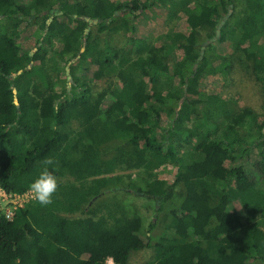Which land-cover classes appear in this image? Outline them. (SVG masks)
<instances>
[{"label":"trees","instance_id":"1","mask_svg":"<svg viewBox=\"0 0 264 264\" xmlns=\"http://www.w3.org/2000/svg\"><path fill=\"white\" fill-rule=\"evenodd\" d=\"M150 9L195 26L139 37ZM223 44L252 61L264 89V0H0L1 186L26 193L54 156L57 178L93 164L103 188L141 194L155 211L144 225L98 202L103 215L76 219L61 213L77 185L58 181L50 204L0 215V264H130L144 248L146 264H264V112L206 90L233 67ZM124 164L142 180L117 174ZM167 165L172 179L158 173Z\"/></svg>","mask_w":264,"mask_h":264},{"label":"rangeland","instance_id":"2","mask_svg":"<svg viewBox=\"0 0 264 264\" xmlns=\"http://www.w3.org/2000/svg\"><path fill=\"white\" fill-rule=\"evenodd\" d=\"M165 15L158 9H150L144 12L141 16L137 18L136 24L138 26L137 36L145 37L151 41L158 42L157 36L161 32L167 30V28H174L181 30L183 32H188L195 24L191 23L188 27L184 22H179L176 19L166 20ZM33 28H36L33 26ZM200 35L205 34V30L201 29L198 32ZM105 38H109L104 35ZM110 39V38H109ZM23 44H28L30 39L28 35H24L21 38ZM113 43L117 45H122L126 41L125 34L122 32L117 33L113 39ZM220 47V45H219ZM223 52L229 54L233 59V67L227 74L217 73L215 75H210L207 77L204 85L206 90L216 92L223 97H232L238 101L240 106H248L254 109L257 113L264 112V89L262 84L256 79L252 71V61L247 59L243 52L240 50H233L229 45H221ZM220 48V49H221ZM178 55V54H177ZM176 57L170 55L169 66L173 64ZM173 68H170V70ZM172 72L174 70H171ZM177 72V71H176ZM107 83L104 80L95 82V90L100 91L106 87ZM245 129H242L244 132ZM54 158V156H52ZM52 158H50L52 160ZM42 165V163H41ZM93 165V164H92ZM91 164L84 165V171L86 175L83 178L63 176L58 177V181L65 184H76L77 190L76 195L78 198V203H73L71 205L70 212H62L61 214H66L72 216L76 219L85 217L96 213V216L103 215V212H98L93 210L98 202H105L108 204L119 203L124 208L126 207L130 210L133 215L134 213L140 214L143 217V223L146 225L152 217H154L155 211L153 208V201L151 199L145 198L141 194H136L134 192H127L121 189L109 190L108 188H103L105 184V175L94 172L92 169L94 167ZM43 167V165H42ZM175 172V167L173 165H167L160 167L158 173L161 177L172 179ZM117 174L124 176L125 178L132 179L134 182H140L142 180L143 174L140 173L139 168L135 166H129L124 164V166L116 172ZM38 171L34 175H38ZM21 200V203L33 204L35 201L32 198V193L30 190ZM231 210L243 211L239 202H234L228 206ZM123 212V211H122ZM115 219H120L123 217L121 212L116 211L113 213ZM154 252L152 248H144L139 251H135L131 255L130 264H146L153 259ZM110 263L113 264L112 260Z\"/></svg>","mask_w":264,"mask_h":264},{"label":"clouds","instance_id":"3","mask_svg":"<svg viewBox=\"0 0 264 264\" xmlns=\"http://www.w3.org/2000/svg\"><path fill=\"white\" fill-rule=\"evenodd\" d=\"M52 164L53 161L51 159L43 160L42 170L29 185L33 200L42 206H46L52 202L59 186L57 176L48 167Z\"/></svg>","mask_w":264,"mask_h":264},{"label":"built area","instance_id":"4","mask_svg":"<svg viewBox=\"0 0 264 264\" xmlns=\"http://www.w3.org/2000/svg\"><path fill=\"white\" fill-rule=\"evenodd\" d=\"M27 192L24 194L8 192L0 184V215L11 219L15 210L24 205L21 200L24 196H27Z\"/></svg>","mask_w":264,"mask_h":264}]
</instances>
